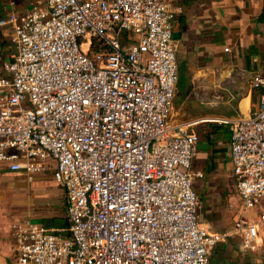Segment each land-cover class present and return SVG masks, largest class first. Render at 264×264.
<instances>
[{
	"label": "built area",
	"instance_id": "obj_1",
	"mask_svg": "<svg viewBox=\"0 0 264 264\" xmlns=\"http://www.w3.org/2000/svg\"><path fill=\"white\" fill-rule=\"evenodd\" d=\"M171 0H34L0 18L11 49L0 76V164L64 192L65 228L12 225L0 264H207L230 234L252 251L264 212L230 233L196 219L190 169L198 121L171 123L176 46ZM91 50V52H90ZM256 104L225 125L241 210L264 196V75Z\"/></svg>",
	"mask_w": 264,
	"mask_h": 264
},
{
	"label": "crops",
	"instance_id": "obj_2",
	"mask_svg": "<svg viewBox=\"0 0 264 264\" xmlns=\"http://www.w3.org/2000/svg\"><path fill=\"white\" fill-rule=\"evenodd\" d=\"M33 2L0 0V18L26 13ZM179 6L181 11L175 12L171 23L176 83L169 120L198 121L190 128L197 136L190 169L200 174L191 185L197 180L198 192L192 188L198 201L196 219L209 233H230L245 211L231 171L229 131L204 120L246 116L256 104L259 92L251 89L250 78L264 75V0H171V11ZM1 44L0 40V51L5 49ZM11 175L20 177L0 164V184ZM61 192L59 210L39 208L42 211L35 217L47 228L66 224ZM252 212L254 216L264 211ZM11 227L0 212V250L8 247L13 255ZM239 242L238 236L227 235L209 251L207 264H264V225L252 230V251H241ZM6 262L10 260L0 258V263Z\"/></svg>",
	"mask_w": 264,
	"mask_h": 264
},
{
	"label": "rangeland",
	"instance_id": "obj_3",
	"mask_svg": "<svg viewBox=\"0 0 264 264\" xmlns=\"http://www.w3.org/2000/svg\"><path fill=\"white\" fill-rule=\"evenodd\" d=\"M0 40L2 42L1 45H3L2 48H5L0 51V76H3L1 64L7 61L11 49L8 41L1 35ZM19 178L22 179L20 180ZM23 179L26 180L22 181ZM197 186L196 180L192 186L196 193L198 192ZM61 193V189L51 181L49 173L42 176H32L30 179L25 176L16 178L11 175L9 179L0 184V212L7 218L10 225H14L24 219H28L34 224H40V221L35 218L39 217L37 213L41 212L42 208H51V211L59 210L61 206ZM255 209L257 211H264V196L259 199ZM251 213L253 212L245 211L242 214V218L252 219L253 214ZM0 258L2 260L9 259L13 261V255L8 247L0 250Z\"/></svg>",
	"mask_w": 264,
	"mask_h": 264
},
{
	"label": "trees",
	"instance_id": "obj_4",
	"mask_svg": "<svg viewBox=\"0 0 264 264\" xmlns=\"http://www.w3.org/2000/svg\"><path fill=\"white\" fill-rule=\"evenodd\" d=\"M90 52H91V50H90ZM65 227H66V224H64L63 227H60V228H65Z\"/></svg>",
	"mask_w": 264,
	"mask_h": 264
}]
</instances>
